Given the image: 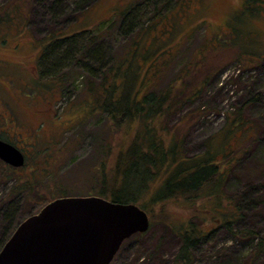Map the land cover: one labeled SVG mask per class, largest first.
Returning a JSON list of instances; mask_svg holds the SVG:
<instances>
[{"label":"rangeland","instance_id":"obj_1","mask_svg":"<svg viewBox=\"0 0 264 264\" xmlns=\"http://www.w3.org/2000/svg\"><path fill=\"white\" fill-rule=\"evenodd\" d=\"M19 2L24 1L0 0V11ZM38 2L22 14L14 12L11 27H0V139L24 152L29 166L41 156L39 165L51 171L49 179L68 186L71 197L92 196L95 178L90 173H97L107 150L100 144L114 145L111 170L117 153L131 147L140 124L115 135L106 133V117L92 113L98 96L93 99L86 89L100 83L94 72L97 63L107 60L111 51L128 54V48L139 43L134 91L143 96L173 88L175 110L158 120V131L165 145L181 143L184 158H196L182 161L188 167L201 164L208 151L222 161L252 139L254 135L243 131L225 135L239 110H244L248 127H255L257 139L247 162L231 167L221 200L215 195L152 206L151 197L165 176L158 179L142 202L152 229L126 241L113 264H176L180 235L193 223L209 234L195 245L194 264H264V258L253 252L264 239V205L256 202V192L244 194L250 181L262 184L251 173L264 166V0ZM156 14L159 18L144 33ZM116 20V31L105 32ZM132 24L135 32L125 38L120 27L127 30ZM53 33L79 37L47 47ZM94 36L100 37L99 43L81 62L79 57ZM127 70L128 64L122 73ZM141 138L143 143L148 140L145 132ZM52 184L47 181L43 191L49 198L54 194ZM12 187L0 183V242L8 241L26 220L23 200L10 197ZM239 196L243 208L234 229L252 230L259 235L257 240L244 242L222 227V214L231 212L229 198Z\"/></svg>","mask_w":264,"mask_h":264},{"label":"trees","instance_id":"obj_2","mask_svg":"<svg viewBox=\"0 0 264 264\" xmlns=\"http://www.w3.org/2000/svg\"><path fill=\"white\" fill-rule=\"evenodd\" d=\"M22 1L24 2L15 3L12 7L3 8L0 11V27H11L16 21L14 12L22 14L25 9L27 11L35 7L39 0L37 2L36 0ZM96 1L93 0L92 3ZM32 3L33 6L30 7ZM123 18L126 19L127 14H124ZM157 18H159L158 14L153 16L148 26L143 30L144 33H148ZM116 26L117 20L111 22L105 32L113 34L116 31ZM123 28L120 27L125 38L135 32L133 24L127 27V30ZM120 29H118L119 32ZM105 32L102 34H105ZM78 37V33L71 37H58L57 33H53L49 36L50 41L47 47H51L52 44L56 46L61 41H73ZM99 39V36H94V38L91 37L87 41L86 50L79 57L81 62L83 57L91 55L90 51L99 43ZM138 51L139 43L135 42L130 49L128 48V54L124 55V53L120 54L111 51V56L107 60L103 59L102 62L97 63L98 66L94 70L100 78V83L96 87L90 85L86 89L93 99H95L96 95L98 96L97 110L92 113L96 115L101 112L106 117V133L111 132L115 135L121 129L131 128L134 123L140 124L132 140L131 147L117 153V162L113 168L111 167V170H109L108 164L113 156L114 145L106 143V141L100 144L101 147L107 150H104L101 154L102 158L99 159L97 173L94 172V175H92V171L90 173L95 178L93 184L95 192L91 194V197L102 198L120 205H138L147 213L146 207L142 205L143 199L150 193L151 186L158 179L165 176L160 189L151 197L152 206L161 205L172 199H184L190 203L206 197L213 199L215 195L220 200L221 198L223 199L222 193L226 180L230 176L231 167L233 165L235 167L244 165L250 156L251 148L257 139L254 137L256 135L254 134L256 132L255 127L252 125L248 127V122L244 118V110H239L232 115L234 117H231L232 119L225 135L228 138V136H232L237 131H243L254 135L251 137L252 139L230 155H226L222 161L216 160V155L213 151H208L203 155L206 160L196 166L188 167L187 163L185 164L182 161L190 162L196 158H190V160L184 158L180 150L181 143L165 145L158 131V120H165L175 110L173 96H171L172 91L174 92L173 88L169 87L164 92H153V94L143 96L140 92L134 91V83L138 76L134 70L133 63L137 58ZM129 58L130 60L128 61ZM127 64L128 70L122 73L123 68ZM119 80H121L120 85L118 84ZM143 132H145V136L148 139L146 141L147 145L143 143L144 138H141ZM179 151L182 153V157H180ZM40 161H42L41 156H36L33 165L29 166V160L27 159L26 165L16 170L5 165L0 160V183L13 184L9 192L10 197L23 200L26 219L32 217L46 205L57 199L71 197L68 195L70 188L61 184L55 177L49 179L51 171L43 170V165L42 167L39 165ZM251 177L260 180L262 184L256 185L250 181L244 194L256 192L259 194L256 202L264 205V166H260L256 173H251ZM46 180L55 184H52L55 188L53 197L50 195L51 198L43 195V191L47 186ZM240 196L236 200L228 197V205L231 207V212L228 211L222 214V227L244 242L257 240L259 235L252 230L236 232L234 229L238 221L237 214L241 213L243 208L240 205L242 201ZM10 213H13V211ZM238 217L241 218V215ZM150 222L152 223L151 230L153 222ZM207 235L209 234L206 231H202L198 224L195 223L191 224L190 229L183 231L182 235H180L182 247L177 254L176 264H194L192 251L197 242L205 239ZM136 236L142 237L144 235ZM8 241L3 240L0 242V250ZM253 252L255 257L264 258V239L258 242Z\"/></svg>","mask_w":264,"mask_h":264},{"label":"water","instance_id":"obj_3","mask_svg":"<svg viewBox=\"0 0 264 264\" xmlns=\"http://www.w3.org/2000/svg\"><path fill=\"white\" fill-rule=\"evenodd\" d=\"M0 160L16 170L23 152L0 139ZM150 216L138 205L102 198L57 199L17 227L0 264H113L126 241L146 235Z\"/></svg>","mask_w":264,"mask_h":264},{"label":"flooded vegetation","instance_id":"obj_4","mask_svg":"<svg viewBox=\"0 0 264 264\" xmlns=\"http://www.w3.org/2000/svg\"><path fill=\"white\" fill-rule=\"evenodd\" d=\"M23 154H24V156H25V158L27 159V156H26V154L23 152Z\"/></svg>","mask_w":264,"mask_h":264}]
</instances>
